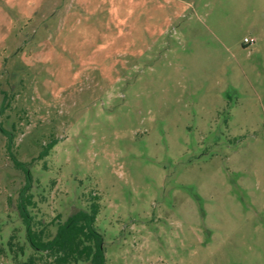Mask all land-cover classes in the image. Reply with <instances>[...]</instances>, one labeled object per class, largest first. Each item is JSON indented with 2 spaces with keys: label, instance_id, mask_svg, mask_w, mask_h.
I'll return each mask as SVG.
<instances>
[{
  "label": "rangeland",
  "instance_id": "obj_1",
  "mask_svg": "<svg viewBox=\"0 0 264 264\" xmlns=\"http://www.w3.org/2000/svg\"><path fill=\"white\" fill-rule=\"evenodd\" d=\"M11 153L51 234L99 196L104 264H264V0H0V244Z\"/></svg>",
  "mask_w": 264,
  "mask_h": 264
},
{
  "label": "trees",
  "instance_id": "obj_2",
  "mask_svg": "<svg viewBox=\"0 0 264 264\" xmlns=\"http://www.w3.org/2000/svg\"><path fill=\"white\" fill-rule=\"evenodd\" d=\"M54 144V139L48 142L38 159L46 157ZM11 160L24 173L15 210L20 225L8 232L5 242L0 244V255L10 256L16 264H104L103 235L95 225L100 211L99 196L90 195L87 207L72 206L66 219L58 222L55 233L51 234L32 212L36 207L34 196L43 190L30 163L12 153Z\"/></svg>",
  "mask_w": 264,
  "mask_h": 264
},
{
  "label": "built area",
  "instance_id": "obj_3",
  "mask_svg": "<svg viewBox=\"0 0 264 264\" xmlns=\"http://www.w3.org/2000/svg\"><path fill=\"white\" fill-rule=\"evenodd\" d=\"M244 42L245 43H252V42H254V39H252V38H244Z\"/></svg>",
  "mask_w": 264,
  "mask_h": 264
}]
</instances>
